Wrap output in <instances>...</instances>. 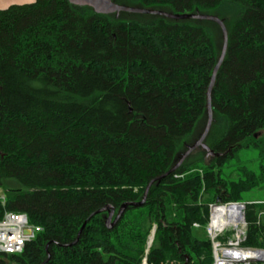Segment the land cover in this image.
I'll use <instances>...</instances> for the list:
<instances>
[{
  "label": "trees",
  "instance_id": "trees-1",
  "mask_svg": "<svg viewBox=\"0 0 264 264\" xmlns=\"http://www.w3.org/2000/svg\"><path fill=\"white\" fill-rule=\"evenodd\" d=\"M112 1L223 21L205 146L171 169L207 123L216 21L69 0L0 10V218L41 227L0 264H211L209 203L241 201L261 179L222 167L243 146L264 160V0ZM152 180L112 228L107 211L92 215L141 200ZM263 210L247 204L244 245L264 248Z\"/></svg>",
  "mask_w": 264,
  "mask_h": 264
},
{
  "label": "built area",
  "instance_id": "built-area-1",
  "mask_svg": "<svg viewBox=\"0 0 264 264\" xmlns=\"http://www.w3.org/2000/svg\"><path fill=\"white\" fill-rule=\"evenodd\" d=\"M4 202V194H0ZM258 201L209 203L205 226L212 248L211 264H264V248L244 245L247 235L246 206ZM198 227V223L193 224ZM26 230V232H25ZM41 230L24 212L5 211L0 218V252L20 253L25 243Z\"/></svg>",
  "mask_w": 264,
  "mask_h": 264
},
{
  "label": "water",
  "instance_id": "water-1",
  "mask_svg": "<svg viewBox=\"0 0 264 264\" xmlns=\"http://www.w3.org/2000/svg\"><path fill=\"white\" fill-rule=\"evenodd\" d=\"M37 0H0V10H5L11 6H22V5H29V4H34ZM70 2L77 4V5H89L92 6L94 8V10L98 13H112L114 11H118V10H127V11H140V12H150V13H159L168 17H173V18H178V17H195V18H205V19H212L214 21H216L222 30L223 36H224V42H223V48H222V52L220 55L219 60L217 61L216 65L214 66L211 78H210V84H209V88H208V118H207V123L206 126L201 134V136L192 144L190 145L185 152L181 155L180 159L178 160V162L171 168L173 169L174 167H176L177 165H179L184 159L185 157L191 152L193 151L196 147L198 146H205L204 145V138L209 130L210 124H211V119H212V112H211V105H210V92H211V87L214 83L215 80V75H216V71L220 65V62L223 58L224 55V51H225V46H226V28L225 25L223 23V21L218 18L217 16L211 15V14H199V13H181V14H171V13H167V12H163V11H159V10H152V9H138V8H133V7H128V6H123L117 3H114L112 0H69ZM255 137H257V134L254 135ZM206 148V156L209 157H214V156H219L221 155V153H215L213 150ZM154 180H152L151 182H149L146 186L145 192L143 197L141 198V200L137 201V202H126L123 203L119 210L116 212L115 214V210L114 208H110V205H105L99 209H97L96 211H94L92 213V215H94L95 213L101 212V211H107V218H106V226L108 228H112L114 225H116V223L118 222V220L120 219V217L123 215L126 207L128 205H132V206H142L144 204L145 198H146V192L148 190L149 185L153 182ZM217 201H220L219 199H217ZM26 232V230H25ZM152 233H154V228L152 229ZM150 245V244H149ZM146 263V259H143L142 264Z\"/></svg>",
  "mask_w": 264,
  "mask_h": 264
},
{
  "label": "rangeland",
  "instance_id": "rangeland-1",
  "mask_svg": "<svg viewBox=\"0 0 264 264\" xmlns=\"http://www.w3.org/2000/svg\"><path fill=\"white\" fill-rule=\"evenodd\" d=\"M257 137H264V128L258 132ZM261 165L264 168V160L260 159L258 148L249 145L238 149L236 154L222 167V176H228L230 179H238L241 175V168L243 167L247 170L253 171L256 175L261 176V179H259L255 188L242 194L241 201H258V203L264 204V170H262L263 168ZM1 193L2 191L0 190V194ZM261 214L264 215V210L261 211ZM201 231L200 228L195 229L193 234L201 236Z\"/></svg>",
  "mask_w": 264,
  "mask_h": 264
},
{
  "label": "bare ground",
  "instance_id": "bare-ground-1",
  "mask_svg": "<svg viewBox=\"0 0 264 264\" xmlns=\"http://www.w3.org/2000/svg\"><path fill=\"white\" fill-rule=\"evenodd\" d=\"M153 234H154V233H152V231H151V233H150V235H149V237H148L147 246H149V244L151 243V241H152V239H153Z\"/></svg>",
  "mask_w": 264,
  "mask_h": 264
}]
</instances>
